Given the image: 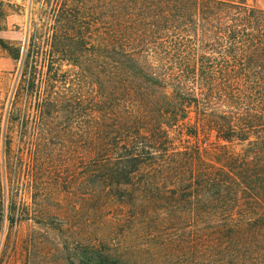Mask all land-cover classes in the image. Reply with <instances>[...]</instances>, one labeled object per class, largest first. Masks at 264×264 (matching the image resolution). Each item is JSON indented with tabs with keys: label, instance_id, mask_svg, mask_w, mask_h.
<instances>
[{
	"label": "trees",
	"instance_id": "obj_1",
	"mask_svg": "<svg viewBox=\"0 0 264 264\" xmlns=\"http://www.w3.org/2000/svg\"><path fill=\"white\" fill-rule=\"evenodd\" d=\"M38 3L25 40L1 44L18 74L5 181L86 183L90 215L139 245L105 240L88 264H264V10Z\"/></svg>",
	"mask_w": 264,
	"mask_h": 264
},
{
	"label": "rangeland",
	"instance_id": "obj_2",
	"mask_svg": "<svg viewBox=\"0 0 264 264\" xmlns=\"http://www.w3.org/2000/svg\"><path fill=\"white\" fill-rule=\"evenodd\" d=\"M38 1L0 0V114L3 116L18 74L15 63L1 44L25 40L29 22L36 19L39 12ZM247 3L264 10V0H247ZM4 144L2 132L0 264H88L77 257L92 245H100L104 249L105 240L124 242L132 248L139 246L129 231L109 232L101 217L90 215L86 183H75L69 176L64 181H47L31 189L7 183L1 174ZM68 170L73 171L70 167ZM148 253L141 260L144 264H155Z\"/></svg>",
	"mask_w": 264,
	"mask_h": 264
}]
</instances>
